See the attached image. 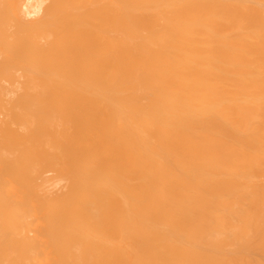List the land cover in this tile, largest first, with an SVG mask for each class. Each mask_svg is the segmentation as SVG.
<instances>
[{"label": "bare ground", "instance_id": "obj_1", "mask_svg": "<svg viewBox=\"0 0 264 264\" xmlns=\"http://www.w3.org/2000/svg\"><path fill=\"white\" fill-rule=\"evenodd\" d=\"M0 264H264V0H0Z\"/></svg>", "mask_w": 264, "mask_h": 264}]
</instances>
